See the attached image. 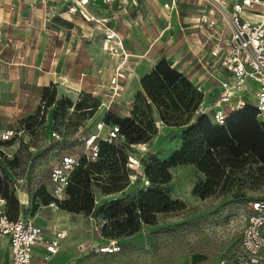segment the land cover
I'll list each match as a JSON object with an SVG mask.
<instances>
[{
  "label": "rangeland",
  "instance_id": "1",
  "mask_svg": "<svg viewBox=\"0 0 264 264\" xmlns=\"http://www.w3.org/2000/svg\"><path fill=\"white\" fill-rule=\"evenodd\" d=\"M90 5L94 8L97 3L91 2L87 7ZM108 5L97 18L87 8L76 11L72 0L47 4L37 0L33 7L20 10L36 24H12L0 28V35L6 38H28L34 44L42 41L45 46L55 45L65 55L78 50L83 57L92 51L97 60H92L89 74L94 75L95 69L107 62L104 78L109 76L112 65L105 44L107 33L119 31L117 36L124 50L139 53L132 54L134 56L129 59L123 100L109 112L94 108L98 102L95 86L84 89L78 86L81 90L56 89L54 100L45 111L48 126L35 131L29 146L20 149L7 146L8 155L0 154V197L5 199L8 209L5 195L15 197L20 212L23 210L27 218L43 227L48 235L63 236L59 251L47 260L43 256L39 264H233V258L241 250L246 206L252 200L264 198V176L252 173L231 178L242 191H247L244 199L203 197L199 191L195 193V189L206 182V174L194 165H181L170 170L172 179L163 186L174 202L172 211L160 213L155 224H143L138 232L119 236V219L104 215L105 204L109 201L136 198L144 189L153 188L145 176L146 166L154 160L168 161L182 146L184 128L163 122L155 106L152 110L156 132L148 133L151 136L148 140L132 144L130 139L122 138L118 142L132 164L128 167L130 182L126 188L108 194L103 192L101 182L93 183L95 204L97 207L105 205L103 213L71 212L60 204L50 207V202H45L51 188L50 173L60 156L83 153L84 142L78 141V134L86 137L99 134L101 137L110 125L127 118L122 112L124 101L133 99L140 103V96L145 94L142 79L160 62L166 60L172 64L195 86L205 78L202 63L206 64L216 36L201 22L203 14L217 19L219 28L227 31L219 16L208 14L211 6L199 4L198 0H180L172 15L165 8V0H119L113 8L124 11L118 12L123 18L118 25L114 23L117 15L112 4ZM80 16L91 24H85ZM107 16L113 21L104 18ZM254 91L253 87H246L245 98L250 103L254 102ZM8 92L12 99L14 90ZM68 102L72 103L71 107ZM39 107L40 103L35 113ZM197 120L195 116L190 125L196 124ZM260 121L264 123V118ZM140 122L141 113L137 114L134 126L142 128ZM6 125L5 116H0V130ZM51 127L59 131V140L48 139L46 132ZM127 127H122L126 134ZM22 192L27 195L26 205L21 201ZM6 252L1 244L0 259L6 258ZM197 257L200 261L193 262Z\"/></svg>",
  "mask_w": 264,
  "mask_h": 264
},
{
  "label": "trees",
  "instance_id": "2",
  "mask_svg": "<svg viewBox=\"0 0 264 264\" xmlns=\"http://www.w3.org/2000/svg\"><path fill=\"white\" fill-rule=\"evenodd\" d=\"M142 88L145 94L140 96V103L134 100L135 107L131 116L116 122L120 125L123 138L130 139V143L134 144L148 140L151 137L148 133L156 132L153 106L157 108L163 122L184 128V135L180 150L168 161L154 160L146 166L145 176L153 188L144 189L136 198L117 199L105 204L107 209L104 215L110 219L118 218L121 223L118 235H132L143 224H155L160 213L172 211L174 202L163 186L171 181L170 170L177 166L194 165L206 174V182L195 189V193L199 191L203 197L216 195L244 199L247 191H242L231 178L237 174L247 176L252 173L264 176V123L260 121L257 109L248 106L233 113L224 126L217 125L210 114H198L204 100L203 94L186 75L166 60L142 79ZM55 95V85L46 87L42 96L44 110L39 107L35 114L22 120L21 124L29 129L37 127L33 131L35 134L44 124L45 111ZM67 104L68 107L72 105L71 102ZM96 107H99V102L94 108ZM139 113L140 124L144 128L134 126ZM195 116L198 117L197 123L190 125ZM125 125H128L127 134L122 130ZM10 145V142L0 141V148ZM99 147L100 157L97 161H88L83 157L80 165L73 171L67 199L60 203L64 209L86 214L103 213L105 205L97 207L95 204L93 183L101 182L103 192L108 194L123 191L129 184L125 149L119 148V144H107L103 141H100ZM2 153L0 150V154ZM5 198L10 207H7L8 215L16 219L20 215L18 200L8 195ZM51 201L50 194L46 195L45 202ZM199 261V257L193 259V262Z\"/></svg>",
  "mask_w": 264,
  "mask_h": 264
},
{
  "label": "built area",
  "instance_id": "3",
  "mask_svg": "<svg viewBox=\"0 0 264 264\" xmlns=\"http://www.w3.org/2000/svg\"><path fill=\"white\" fill-rule=\"evenodd\" d=\"M103 1L106 4H113L119 0ZM201 1L211 6L208 14L219 16L227 27V31L224 32L219 28L217 19L206 13L201 17V22L207 24L216 36V42L211 48L206 64L202 63L209 78L216 80V104L210 114L212 119L217 125L224 126L233 113L248 106L256 108L259 117L264 118V0ZM177 4L178 0H169L165 8L174 10ZM106 39L109 55L116 57L117 60L108 93L104 95L103 101L98 102L99 107L109 112L124 91L130 64L119 36H114L111 32L107 34ZM248 85H254L256 88L253 103L245 98ZM196 87L204 96L198 114H209L204 106L206 92L202 86ZM127 105L125 116L130 117L135 107L134 100L129 101ZM40 107L42 110L45 108L42 100ZM22 114L21 108L14 112V115ZM26 118L21 116L13 127L2 130L0 141L10 142V146L17 149L29 146L34 136L33 131L37 127L29 129L22 125L21 121ZM42 127H45V122ZM47 137L49 140H59L60 133L52 129ZM122 138L120 125L117 123L112 124L101 137L99 134L88 137L78 134V141L84 142L83 153L82 155L65 153L52 168L49 190L52 201L49 206H58L67 199L71 175L83 157L92 162L99 159L100 141L118 144ZM6 147L2 146L0 150L8 155ZM127 165L132 167L131 162ZM0 238H8L13 264H39L36 251L41 249L44 252V259L47 260L59 251L63 236L57 233L53 236L45 235L42 227L22 213L16 219L10 218L6 201L0 197ZM240 241L241 250L233 258V264H264V198L252 200L246 206V222L242 228Z\"/></svg>",
  "mask_w": 264,
  "mask_h": 264
},
{
  "label": "crops",
  "instance_id": "4",
  "mask_svg": "<svg viewBox=\"0 0 264 264\" xmlns=\"http://www.w3.org/2000/svg\"><path fill=\"white\" fill-rule=\"evenodd\" d=\"M36 1L37 0H0V28L12 24L15 25L36 24L37 22H35V20H33L32 17H26L20 11L33 7ZM44 1H46L47 4L50 2L56 3L59 2L60 0H42V2ZM72 1L74 3L76 11L78 9H83L85 11L86 10L85 8H87V10L93 16L96 17L98 13L100 14L101 12L103 13L105 8L109 7V5L104 3L103 0H85L84 2L80 0H72ZM94 1L97 3V5L94 8L91 5L87 7L89 3ZM179 1L180 0H178V4ZM117 2L112 4V9L116 6ZM168 2L169 0H165V4ZM198 2L199 4H206L201 0H198ZM178 4H177V8H178ZM113 10L114 13L117 15V18H115V22H114L115 25L121 24L122 23L121 20L123 18L120 17L118 12H124V11L122 9L117 10V8ZM173 11L174 10H170L171 15L173 14ZM108 16L104 18H111L109 21L112 22L113 18ZM80 17L85 24H91L88 23L85 19H83L82 16ZM169 18H170V23H169L170 25L168 28H170L171 26L172 16ZM114 33H116V35L117 34L119 35V31H115ZM106 40L107 39L105 37V44L107 47L108 45ZM126 52L130 60L131 57L134 56L132 54H139L129 51ZM92 53H93L92 51L87 52L82 57L81 54L78 52V50H75L73 51V54L65 55L64 53L59 51V48L56 47L55 45L45 46V44L42 41H38L36 44H34L33 42H30L28 38L16 40V39L6 38L5 36L0 35V116H5L7 122V125L3 127L0 130V132L4 129L13 127L16 124V122L21 118V116L28 117L33 113H35L37 106L42 100L44 89L46 87H51V85H55L57 90L63 88L81 90L84 89V87L95 86L94 88L97 93L96 95L98 97V100L103 101L104 95L108 93L110 80L114 75L117 58L108 55V58H110L112 62L111 71L109 76L107 78H104L103 74L105 73V70L108 67L107 62L99 65L95 69L93 73L94 75L89 74V72L91 71L90 66L92 65V60L94 59L97 60L96 57L92 56ZM81 63H84V65H78V66L76 65ZM70 66L73 67L70 68ZM126 82L124 85L125 86L124 92L115 101L112 108H114L117 105L119 100H123V97L125 96L124 94L125 89L127 86ZM78 86L81 87V89L78 88ZM197 86H202V88L205 90L206 100L204 102V106L207 109V112L211 114L212 108L216 104V95H215L216 80L214 78H209L208 72H205V78H201ZM248 86L256 89L254 85H248ZM13 90H14L13 98L10 99L8 91H13ZM131 100L133 99L124 101L125 105H123V110H122V112L124 111L123 116L125 115V111L128 108L127 104ZM18 108H21L23 111V114L21 116L14 115V112ZM100 109L106 112L103 107H100ZM48 123L49 121L47 122L46 120L45 127L48 126ZM107 130L105 131V133L107 132ZM51 131H52V127L50 128L49 131H47V134H49ZM9 147L15 148L14 146H9ZM26 197L27 195L22 192L21 201L23 205H26L25 203L27 201ZM20 213L24 215L23 210H21ZM44 233L47 236H53L54 234H56L54 233L53 235H48L45 232V230ZM1 244H4V247L6 248L7 252H6V258L0 259V264H13L12 253L8 238H0V246ZM61 245H62V240H61ZM43 255L44 252L41 249H38L36 251V257L38 260H41V258H43Z\"/></svg>",
  "mask_w": 264,
  "mask_h": 264
},
{
  "label": "bare ground",
  "instance_id": "5",
  "mask_svg": "<svg viewBox=\"0 0 264 264\" xmlns=\"http://www.w3.org/2000/svg\"><path fill=\"white\" fill-rule=\"evenodd\" d=\"M103 2H104V1H103ZM104 3H106V2H104ZM112 33H113L114 36H117L116 33H114V32H112Z\"/></svg>",
  "mask_w": 264,
  "mask_h": 264
}]
</instances>
